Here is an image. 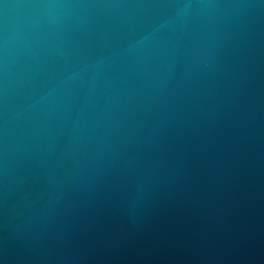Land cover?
<instances>
[{
  "label": "water",
  "instance_id": "95a60500",
  "mask_svg": "<svg viewBox=\"0 0 264 264\" xmlns=\"http://www.w3.org/2000/svg\"><path fill=\"white\" fill-rule=\"evenodd\" d=\"M0 264H264V0H0Z\"/></svg>",
  "mask_w": 264,
  "mask_h": 264
}]
</instances>
